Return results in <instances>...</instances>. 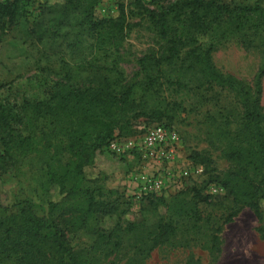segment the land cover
I'll return each mask as SVG.
<instances>
[{"label":"trees","instance_id":"1","mask_svg":"<svg viewBox=\"0 0 264 264\" xmlns=\"http://www.w3.org/2000/svg\"><path fill=\"white\" fill-rule=\"evenodd\" d=\"M263 0L254 5L233 6L218 0H173L158 10L145 7L159 35L166 39L162 55L145 54L141 59L143 78L122 87L113 85L77 86L57 81L46 96L24 102L25 106L0 100V161L12 166L29 180L38 200L11 206L0 195V264H99L101 256L113 260L121 250H132L123 264H141L158 247L177 236L184 220L196 225L203 219L200 201L207 200L205 185L194 189L191 199L147 194L151 205H164L166 214L146 223L123 222L107 232L98 227L100 216L120 211L123 195L104 190V186L86 175L85 168L98 156L109 152L106 147L115 137L143 133L154 124L172 127L176 112L185 109V99H175L164 89L177 86L191 90L194 86L224 83L241 97L243 117L236 130L234 145L225 156L237 165L210 179L218 180L233 196V216L243 206L252 208L262 218L264 200V106L262 78L264 67L256 76L255 90L246 91L230 76H223L212 62L213 42H224L239 34L244 46H251V36L264 33ZM28 0L0 1L2 26L18 25ZM101 0H64L46 3L29 31L36 44H47L57 52L63 39L71 35V45L78 46L82 36H89L101 47H110L122 39L130 27L129 17L120 5L118 17L95 16ZM200 35L211 37L206 48ZM204 68L200 69L199 65ZM204 72L203 77L198 73ZM195 83V84H194ZM152 100V101H151ZM145 117L147 125L136 131L133 123ZM111 153V152H110ZM112 154V153H111ZM116 157L114 154H112ZM194 161L206 158L193 152ZM123 158V157H120ZM193 189V188H192ZM191 189V190H192ZM58 192L59 199L53 198ZM116 194L115 197H112ZM19 206L17 211L13 209ZM220 230V227H217ZM260 232L264 234V227ZM82 231L92 238L86 247H76L71 233ZM218 236H213L214 244ZM191 263V262H189Z\"/></svg>","mask_w":264,"mask_h":264},{"label":"rangeland","instance_id":"2","mask_svg":"<svg viewBox=\"0 0 264 264\" xmlns=\"http://www.w3.org/2000/svg\"><path fill=\"white\" fill-rule=\"evenodd\" d=\"M64 0H28L18 25L0 22V100H9L25 106L26 101H35L46 96L48 90L60 80L77 86L112 85L120 81L122 87L143 78L141 59L145 54L162 55L167 46L147 15L145 7H139L136 0H101L95 9V16L118 17L123 5L129 17L130 27L125 36L110 47H101L89 36H82L78 46L71 45V35L63 39V45L52 52L47 44H36L29 36L35 20L46 3ZM173 0H152L147 8L160 9ZM230 5H254L257 0H218ZM264 5V0L261 1ZM245 35L239 34L224 42H213L212 62L223 76H230L238 86L253 93L256 76L264 67V33L251 36L252 45L242 44ZM207 48L211 37L200 35ZM246 38V37H245ZM204 68L203 64L199 65ZM199 77L204 72L198 73ZM195 84V83H194ZM164 95L171 93L175 99H185V109L176 112L170 121L180 137L181 143L176 159L164 166L167 175L177 174L186 166L203 172L180 178L162 193L165 198L173 196L191 199L194 189L205 185L204 194L209 198L200 201L203 219L196 225L184 220L177 236L171 243L156 248L141 264H264V200H261L262 218H258L249 206H243L231 221L226 222L235 209L233 196L218 180L222 172L236 166L235 161L226 158V151L234 145L236 130L241 127L243 104L241 97L224 83L213 86H194L191 90H179L177 86L164 89ZM152 101V100H151ZM262 105L264 106V76L262 78ZM145 117L134 121L132 128L137 132L148 124ZM3 147L0 142V155ZM199 152L206 162L200 164L191 157ZM160 167V166H159ZM156 167L143 163L136 156L114 157L110 152L99 155L94 164L85 168L86 175L104 186V190L118 191L123 195L121 209L109 216H100L98 227L109 232L123 222L146 223L166 214V207L151 205L147 194L141 191L136 176L141 172L153 174ZM159 169V168H157ZM161 169V168H160ZM170 171V173H169ZM165 172V175H166ZM193 188V189H192ZM192 189V190H191ZM160 194V195H162ZM0 195L6 205L27 200H38L39 195L29 180L16 168L0 161ZM113 194L112 197H115ZM53 198L59 199L58 192ZM16 206L13 211H17ZM220 227V230H217ZM218 236L214 244L213 236ZM72 244L82 248L92 243V238L82 231L70 235ZM132 254L126 249L120 255L128 258ZM113 256L100 257L99 264H123ZM191 262V263H189ZM14 264V263H8Z\"/></svg>","mask_w":264,"mask_h":264},{"label":"built area","instance_id":"3","mask_svg":"<svg viewBox=\"0 0 264 264\" xmlns=\"http://www.w3.org/2000/svg\"><path fill=\"white\" fill-rule=\"evenodd\" d=\"M0 1L6 2L8 0ZM140 1L148 4L152 0ZM180 143L181 137L174 127L154 124L147 127L143 133L135 136L113 138L106 149L117 157L133 155L144 164L149 163L155 167L159 165L160 167H156V171L153 174L141 172L136 176L143 193L159 195L171 185L173 180L177 182L180 178H188L194 172H203V167L201 166L195 169L191 166H186L176 175H167L168 171L166 172L164 166L176 159Z\"/></svg>","mask_w":264,"mask_h":264},{"label":"crops","instance_id":"4","mask_svg":"<svg viewBox=\"0 0 264 264\" xmlns=\"http://www.w3.org/2000/svg\"><path fill=\"white\" fill-rule=\"evenodd\" d=\"M156 167H159V165H158V166H156Z\"/></svg>","mask_w":264,"mask_h":264}]
</instances>
